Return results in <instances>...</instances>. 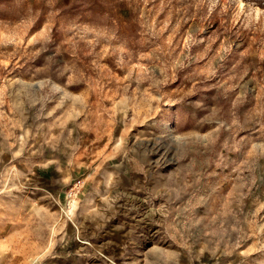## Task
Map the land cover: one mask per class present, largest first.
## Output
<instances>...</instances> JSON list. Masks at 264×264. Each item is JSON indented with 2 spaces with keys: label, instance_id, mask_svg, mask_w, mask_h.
Returning a JSON list of instances; mask_svg holds the SVG:
<instances>
[{
  "label": "rangeland",
  "instance_id": "rangeland-1",
  "mask_svg": "<svg viewBox=\"0 0 264 264\" xmlns=\"http://www.w3.org/2000/svg\"><path fill=\"white\" fill-rule=\"evenodd\" d=\"M0 264H264V0H0Z\"/></svg>",
  "mask_w": 264,
  "mask_h": 264
},
{
  "label": "bare ground",
  "instance_id": "bare-ground-1",
  "mask_svg": "<svg viewBox=\"0 0 264 264\" xmlns=\"http://www.w3.org/2000/svg\"><path fill=\"white\" fill-rule=\"evenodd\" d=\"M242 6H243V3L240 2V3H239V7H242Z\"/></svg>",
  "mask_w": 264,
  "mask_h": 264
}]
</instances>
